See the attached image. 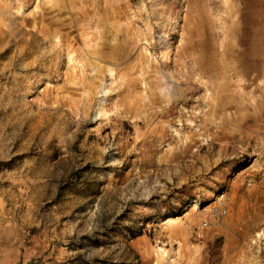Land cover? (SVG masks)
<instances>
[{"label":"rangeland","instance_id":"1","mask_svg":"<svg viewBox=\"0 0 264 264\" xmlns=\"http://www.w3.org/2000/svg\"><path fill=\"white\" fill-rule=\"evenodd\" d=\"M263 120L264 0H0V264H264Z\"/></svg>","mask_w":264,"mask_h":264},{"label":"bare ground","instance_id":"2","mask_svg":"<svg viewBox=\"0 0 264 264\" xmlns=\"http://www.w3.org/2000/svg\"><path fill=\"white\" fill-rule=\"evenodd\" d=\"M72 59H73V54L70 53V54H69V60H72ZM101 112H102V111H101ZM101 112H98L97 115H99ZM249 120H250V119L245 120V121H244V124H246ZM253 120H254V122H257V120H260V119L255 117V119H253ZM263 122H264V120H263ZM261 126L264 127V124L261 125ZM252 127H253V126H249L248 130H249V131H252V130H253ZM249 135H250V134H249ZM259 141H260V142H263V141H264V135H263V137H262V136L259 137ZM256 236H257V237H260V233H258Z\"/></svg>","mask_w":264,"mask_h":264}]
</instances>
